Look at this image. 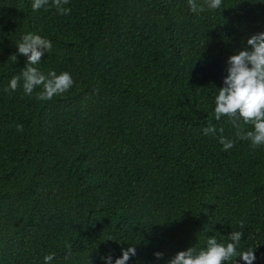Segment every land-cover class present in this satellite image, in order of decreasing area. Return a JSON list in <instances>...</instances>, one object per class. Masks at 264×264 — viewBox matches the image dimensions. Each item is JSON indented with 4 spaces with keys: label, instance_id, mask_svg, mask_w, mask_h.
I'll list each match as a JSON object with an SVG mask.
<instances>
[{
    "label": "trees",
    "instance_id": "trees-1",
    "mask_svg": "<svg viewBox=\"0 0 264 264\" xmlns=\"http://www.w3.org/2000/svg\"><path fill=\"white\" fill-rule=\"evenodd\" d=\"M31 4L0 0V264H100L129 246L127 264H167L235 231L264 264V146L213 103L227 58L264 31V0L199 14L188 0H68L66 15ZM27 33L51 41L34 67L68 72V92L5 90L27 67L12 57Z\"/></svg>",
    "mask_w": 264,
    "mask_h": 264
},
{
    "label": "clouds",
    "instance_id": "clouds-1",
    "mask_svg": "<svg viewBox=\"0 0 264 264\" xmlns=\"http://www.w3.org/2000/svg\"><path fill=\"white\" fill-rule=\"evenodd\" d=\"M67 3L68 0H32L31 7L36 11L51 6L58 14L66 15L70 12V9L65 7ZM221 5L222 0H203V3L200 0H188L189 10L193 14H199L205 8L220 9ZM51 48L52 43L48 39L37 34H24L16 45V54L12 57L15 61L17 55L25 57L27 67L9 81L5 90L15 91L18 86H22L24 94L31 95L35 89L40 88V100H51L56 95L68 92L74 84L68 72L57 74L55 71H49L45 74L34 67ZM225 71L222 86L216 89L213 101L215 119L219 121L224 116L231 118L236 135L241 140L249 141L253 147L264 146V31L251 35L243 50L227 58ZM241 123L250 124L252 130L244 131ZM219 131L223 132V129ZM216 133L215 127L203 129L204 135ZM219 143L224 150L233 147V141L222 135L219 137ZM242 236L240 231L231 232L228 235L230 242L227 243L218 242L214 236L209 237L204 248L197 251L191 247L180 251L167 261V264H225L237 257L242 264H255L254 251H237ZM136 255V247L129 246L121 249L120 256L115 259L110 253L101 255L98 259L100 264H127ZM153 257L160 260L163 253L154 252ZM53 259V254L45 255L43 264H51Z\"/></svg>",
    "mask_w": 264,
    "mask_h": 264
}]
</instances>
